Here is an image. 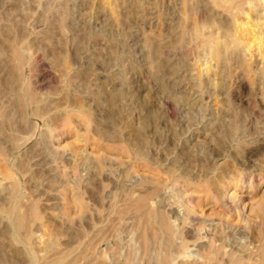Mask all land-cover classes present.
<instances>
[{
	"label": "rangeland",
	"instance_id": "obj_1",
	"mask_svg": "<svg viewBox=\"0 0 264 264\" xmlns=\"http://www.w3.org/2000/svg\"><path fill=\"white\" fill-rule=\"evenodd\" d=\"M258 8L0 0V264H264Z\"/></svg>",
	"mask_w": 264,
	"mask_h": 264
},
{
	"label": "bare ground",
	"instance_id": "obj_2",
	"mask_svg": "<svg viewBox=\"0 0 264 264\" xmlns=\"http://www.w3.org/2000/svg\"><path fill=\"white\" fill-rule=\"evenodd\" d=\"M210 1L212 2V4H214V6H216L218 8H221L224 12H226V13H228L230 15H233L235 13H244L246 15L245 18L248 19V20L246 19L247 21H253V19H256L257 21H259L258 19L259 18L261 19L262 11L258 8V6H259L260 3H263V6H264V0H210ZM257 1H259V2H257ZM246 5L248 6V10L247 11H245V6ZM251 15H254V18L252 20L249 17ZM255 34H254L253 38L255 37ZM253 38H252V35H251V39H253ZM204 41H207V40L203 39V42ZM162 221L163 222H161V224H162V228L164 229L165 233L169 234L170 236L172 235V237L174 238L175 231H177V230H174L172 228L174 226H171V224H169V221L167 223L164 220V218H163ZM17 224L20 225V220H18V223ZM20 226H22V225H20ZM176 235H178V234H176ZM175 240H176V238H175ZM177 241H178V239H177ZM174 245H176V243ZM164 263L166 264L167 262H164Z\"/></svg>",
	"mask_w": 264,
	"mask_h": 264
}]
</instances>
